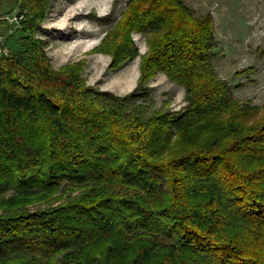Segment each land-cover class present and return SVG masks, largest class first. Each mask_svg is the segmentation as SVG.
<instances>
[{
	"label": "trees",
	"instance_id": "trees-1",
	"mask_svg": "<svg viewBox=\"0 0 264 264\" xmlns=\"http://www.w3.org/2000/svg\"><path fill=\"white\" fill-rule=\"evenodd\" d=\"M50 1L0 0L29 12L0 54V264H264V105L217 71L213 14L129 0L94 48L118 67L144 35L118 95L83 60L53 67L36 36ZM160 72L180 112L149 101Z\"/></svg>",
	"mask_w": 264,
	"mask_h": 264
},
{
	"label": "rangeland",
	"instance_id": "rangeland-1",
	"mask_svg": "<svg viewBox=\"0 0 264 264\" xmlns=\"http://www.w3.org/2000/svg\"><path fill=\"white\" fill-rule=\"evenodd\" d=\"M129 0H51L36 36L45 41V50L54 68L67 63L84 61L82 70L87 83L118 95L132 91L140 74L141 55L147 50L142 33L132 37L138 54L118 67H111L109 53L94 50L111 29ZM202 14L210 11L215 20L218 40L214 65L227 79L235 95L242 101L264 105V0H186ZM3 5L0 15L12 16L18 7ZM9 7L12 9L9 11ZM29 12H25V15ZM16 24L5 23L0 32L8 48L19 46L21 32ZM149 101L156 108L166 106L180 112L185 102L184 89L158 73L147 84Z\"/></svg>",
	"mask_w": 264,
	"mask_h": 264
},
{
	"label": "built area",
	"instance_id": "built-area-1",
	"mask_svg": "<svg viewBox=\"0 0 264 264\" xmlns=\"http://www.w3.org/2000/svg\"><path fill=\"white\" fill-rule=\"evenodd\" d=\"M26 10L22 12H17L16 14L9 16V15H0V20H7L10 24H16L19 20L23 19L25 16ZM9 48L5 44V36L0 32V54H8Z\"/></svg>",
	"mask_w": 264,
	"mask_h": 264
}]
</instances>
